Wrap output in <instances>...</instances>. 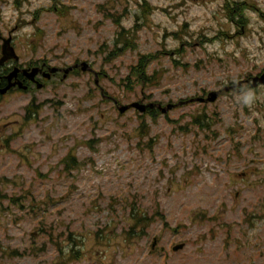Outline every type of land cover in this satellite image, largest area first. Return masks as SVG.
I'll return each instance as SVG.
<instances>
[{"label":"rangeland","instance_id":"374dc122","mask_svg":"<svg viewBox=\"0 0 264 264\" xmlns=\"http://www.w3.org/2000/svg\"><path fill=\"white\" fill-rule=\"evenodd\" d=\"M233 1L250 5L246 25L224 0H0L17 64L96 73L0 97V264H264V86L246 83L264 71V0ZM135 26L137 48L115 57ZM139 55L156 56L145 91L130 77ZM231 86L147 115L146 134L106 99L166 105ZM139 213L150 221L133 228Z\"/></svg>","mask_w":264,"mask_h":264},{"label":"trees","instance_id":"16d2710c","mask_svg":"<svg viewBox=\"0 0 264 264\" xmlns=\"http://www.w3.org/2000/svg\"><path fill=\"white\" fill-rule=\"evenodd\" d=\"M59 2L55 1L54 5L49 9L52 12H56L58 15H67L71 11V7L61 6L58 7ZM251 8L250 5H248L246 2H237L233 0H224V10L227 12L228 19L232 22L238 21L239 25H246L247 24V18L245 15V12L247 9ZM38 18L36 19V22H38ZM25 23V22H23ZM35 30L38 33H43L38 26H35ZM138 29L137 26H135L133 29L125 30L124 28L122 31L118 34V38L116 40L115 46H114V54L115 57L119 56L120 54L124 53L127 50L136 49L137 48V40H138ZM156 59V56L154 55H139L137 63L131 68V76L132 79V86L135 88H140L141 90L145 91L146 89L150 88L151 86H154L158 84V79L155 78V75H149L148 68L151 65V63ZM72 75H79L81 74L79 70H75L71 73ZM37 106L35 105V101L32 100L31 103L25 108L26 116H31L32 114L37 113ZM160 113L156 110H149L147 114L140 116L139 118L142 120L141 126L145 130V134L147 133V130L145 128V117L146 115H149L152 118H155ZM195 123L199 124V127H207V124H203L200 118L194 119ZM61 164L63 165L66 172L72 171L74 168L78 167L79 163L74 153H69L65 156V158L62 160ZM135 225L133 228L141 226L142 228L145 227L149 221L150 218H147L144 214H137L134 217ZM148 226V225H147ZM146 226V227H147ZM133 228L130 229V231L133 230ZM73 252V250H72Z\"/></svg>","mask_w":264,"mask_h":264},{"label":"water","instance_id":"95a60500","mask_svg":"<svg viewBox=\"0 0 264 264\" xmlns=\"http://www.w3.org/2000/svg\"><path fill=\"white\" fill-rule=\"evenodd\" d=\"M1 58H0V65H3L6 61L10 60V59H14L17 60L18 57L16 56L13 47L11 46V38L5 39L3 40V44L1 46ZM81 68L82 72H92L91 67L89 66L88 63L83 62L81 64H76L72 67H69L68 69L63 70L64 76L63 78H66L67 75L74 69V68ZM17 69H15L13 72L10 73V75L8 76V85L4 88H0V95H5L11 88L15 87V86H19L20 89L23 90H27L26 86H23L22 82H12V78H14L17 74ZM37 69H33L30 73H27V71H25V76L27 78H29V80H31L32 82H34L35 80L33 79L34 76L37 73ZM58 71L57 68H52L49 70V73L46 75V77H50V74H54ZM97 83V81H96ZM241 82L237 84V86H240ZM264 86V72L258 76H254L251 80V87L252 88H257L258 86ZM42 87L41 84L37 83V88L40 89ZM229 87L225 88V91H228ZM220 94V91H213L210 92L206 98L203 97H199V98H194L189 100L188 102L193 103V102H198V103H213L217 100L218 96ZM184 104L183 102H180L178 104H168L165 107H162L161 105L155 104V103H151V104H141L139 102H134L130 105H123L120 106L118 108L119 113H125L126 111L130 110V109H135L137 111H139L140 113H145L147 111V109H154L157 108L162 114H167L169 111L173 110L176 106ZM156 245V240H154L153 244H152V248H155ZM184 244H178L175 245L173 247V251L174 252H178L180 250H182L184 248Z\"/></svg>","mask_w":264,"mask_h":264},{"label":"flooded vegetation","instance_id":"af4514ba","mask_svg":"<svg viewBox=\"0 0 264 264\" xmlns=\"http://www.w3.org/2000/svg\"><path fill=\"white\" fill-rule=\"evenodd\" d=\"M53 67L50 65L49 62L45 61V60H37V61H31L28 62L24 65H20L17 63H13L11 61L5 63L4 66L0 67V87H4L7 84V79H8V75L10 74V72L14 69V68H18L20 71L16 74V77L13 79H17L20 81H24L25 85H28L29 90H31L34 87V84L29 83L28 81H25V79H29L27 78L24 74H23V70H32L34 68H37L38 71L34 77V79H36L37 81H42L43 79H48L46 77V75L48 74L49 69ZM62 69V68H59ZM63 79L62 78V72L59 71L56 74L51 75L50 79ZM13 90H16L13 89Z\"/></svg>","mask_w":264,"mask_h":264}]
</instances>
